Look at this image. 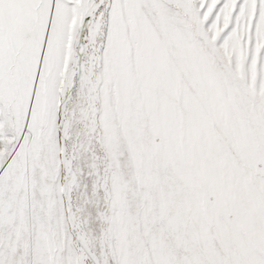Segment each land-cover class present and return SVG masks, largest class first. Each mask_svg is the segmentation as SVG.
<instances>
[{"label": "snow or ice", "instance_id": "obj_1", "mask_svg": "<svg viewBox=\"0 0 264 264\" xmlns=\"http://www.w3.org/2000/svg\"><path fill=\"white\" fill-rule=\"evenodd\" d=\"M0 264H264V0H0Z\"/></svg>", "mask_w": 264, "mask_h": 264}]
</instances>
